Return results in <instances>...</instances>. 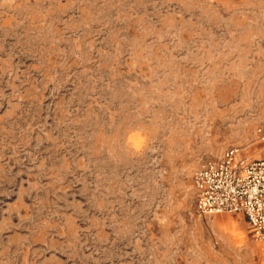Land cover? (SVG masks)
I'll return each mask as SVG.
<instances>
[{
	"label": "rangeland",
	"instance_id": "obj_1",
	"mask_svg": "<svg viewBox=\"0 0 264 264\" xmlns=\"http://www.w3.org/2000/svg\"><path fill=\"white\" fill-rule=\"evenodd\" d=\"M262 121L264 0H0V264H264L193 185Z\"/></svg>",
	"mask_w": 264,
	"mask_h": 264
},
{
	"label": "built area",
	"instance_id": "obj_2",
	"mask_svg": "<svg viewBox=\"0 0 264 264\" xmlns=\"http://www.w3.org/2000/svg\"><path fill=\"white\" fill-rule=\"evenodd\" d=\"M264 146V121L256 128ZM242 147L226 149L193 173L196 208L200 214L242 212L250 231L264 247V157L252 158Z\"/></svg>",
	"mask_w": 264,
	"mask_h": 264
}]
</instances>
